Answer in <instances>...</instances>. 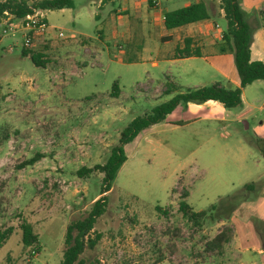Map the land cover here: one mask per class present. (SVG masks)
I'll use <instances>...</instances> for the list:
<instances>
[{"label": "rangeland", "instance_id": "rangeland-1", "mask_svg": "<svg viewBox=\"0 0 264 264\" xmlns=\"http://www.w3.org/2000/svg\"><path fill=\"white\" fill-rule=\"evenodd\" d=\"M160 1L169 11L184 2ZM263 3L239 0L254 32ZM122 7L123 0H73L70 8L47 10L50 35L30 49L43 54L45 67L23 56V30L3 34L0 26V232L13 229L0 247V264H59L67 226L87 215L104 176L82 178L77 171L105 163L134 118L169 100L167 93L152 95L169 82L149 59L157 53L155 42L142 61L112 57L126 56L135 28ZM210 18L227 29L224 14L211 11ZM159 43L163 51L174 48V42ZM175 74L181 90L203 82L194 72ZM115 82L118 97L111 96ZM261 119L264 111L252 109L231 123L150 127L126 144L127 160L96 223L102 238L82 255L86 264H264V158L251 145ZM38 152L45 156L22 166ZM185 191L195 211L209 210L214 218L201 226L185 218L179 211ZM23 222L39 234L38 249H23ZM222 231L229 240L207 251L206 243Z\"/></svg>", "mask_w": 264, "mask_h": 264}, {"label": "trees", "instance_id": "trees-1", "mask_svg": "<svg viewBox=\"0 0 264 264\" xmlns=\"http://www.w3.org/2000/svg\"><path fill=\"white\" fill-rule=\"evenodd\" d=\"M150 3L153 4L152 0H150ZM72 6L73 0H42L33 6L29 5L25 0H6L3 2L0 1V15H3L4 11H9L14 14L16 18H23L32 12L33 9L37 8L54 10L70 8ZM221 7L227 19V29L224 33L223 43L221 44V51L234 54L240 86L231 89L220 83H214L202 87H187L184 90L180 89L171 99L158 104L153 109L152 113L134 118L121 131L119 143L112 148L105 163L96 164L93 167H81L77 171L79 177H87L94 172H100L104 175L101 190L98 198L92 203L87 215L81 219L72 221L67 226L64 239L65 250L59 264H86L82 255L88 249L94 250L101 240L102 233L96 231V223L108 209L109 193L113 188V182L120 168L127 160L124 148L126 144L134 141L142 131L163 122L180 104H188L190 102L202 104L209 100H215L220 102L226 109H240L243 105L242 89L257 80H264V62L254 61L251 57L252 30L239 5V0H221ZM164 17L165 27L174 29L209 19L210 13L205 0H199L194 1L188 6L166 11ZM191 43L192 39L186 38L185 45L183 47L178 46L174 56L176 58L201 56L200 49L192 48ZM143 44L144 43L138 41L127 43L124 45L127 50L126 56L119 57L117 55H112V57L127 63L139 62L140 53L144 46ZM129 47L135 49L131 54L128 49ZM22 54L24 57H30L36 66L45 67L46 61L43 60V54L41 52L32 51L23 47ZM174 88L179 89L174 82H169L164 92L169 94L173 92ZM120 93V87L118 83L115 82L111 96L118 97ZM174 124L182 125L183 123ZM257 147L264 158V138L257 139ZM44 156L45 155L38 152L32 158L24 161L22 166H32ZM246 188L254 189L256 185L249 184ZM188 196L189 193L185 191L179 203V211L185 218L199 226H201L208 217L214 218L215 215H210L209 210L195 211L187 201ZM216 208V205L212 206L213 210H216ZM156 209L165 214L167 213L161 206H157ZM20 228L22 231L21 243L23 249H38L41 244L40 236L35 232L33 225L29 222H23ZM229 230L231 231V229ZM12 233L13 229L11 228L0 232V247L7 242ZM228 240L226 232L222 231L206 243V250L214 251Z\"/></svg>", "mask_w": 264, "mask_h": 264}, {"label": "crops", "instance_id": "crops-1", "mask_svg": "<svg viewBox=\"0 0 264 264\" xmlns=\"http://www.w3.org/2000/svg\"><path fill=\"white\" fill-rule=\"evenodd\" d=\"M194 1L199 0H184L182 7L188 6ZM123 2L124 7L120 8L118 11H129V16L127 15V17L130 19L133 17L132 21L135 23V28L129 36V41L144 43L142 52L147 48L151 49V44L153 42L158 45V47L156 46V48H154L157 49L156 55H153L149 59L152 60L153 66L162 69V72L165 74V77L169 82H174L179 87L180 84L174 81V79L177 78L175 73H178L177 75H182L184 71L187 74L192 72L196 73L203 81L199 82V84H185L187 85L186 87H202L214 83H220L231 89L240 86L239 75L238 72L235 71L236 66L234 54L221 51L223 38H221L220 35L222 32L225 33L226 30L221 29L218 23H213L211 18H209L178 28L168 29L165 27L164 13L169 10L163 8L162 1L152 0L153 4L150 3V7L144 0H123ZM205 2L208 6L209 13L212 11L215 14H224L221 7V0H205ZM137 3L140 4L139 7L137 6ZM259 10L262 19L257 23L256 32H254L250 26L252 30L251 57L254 61L264 62V3ZM217 25L219 27H217ZM186 38L192 39L191 47L200 49L201 56L179 58L174 56L176 48L185 45ZM159 41L163 43L174 42V48L163 51L160 47ZM141 53L140 61L144 60ZM122 54L124 56L125 53L123 52ZM182 78L183 77L180 76V79ZM166 88V83L156 86L152 91L153 97L157 98L163 96ZM179 90L180 89L174 88L173 92L168 94V99H171ZM159 91L163 92L158 93ZM242 99V107L235 111L226 109L220 102L215 100H209L202 104L194 102L180 104L167 116L163 123L161 122L153 125L151 128L154 129L160 126H165L163 128L178 127L189 125L201 120L231 123L239 121L250 113L252 109L264 111V80H257L244 87L242 89ZM231 111L233 113H231ZM186 113H190V115L172 118L173 116H176V114L182 115ZM232 115L234 118L231 117ZM180 122L183 124H174ZM226 127L227 125H224L222 128ZM247 128H250L249 123H247ZM254 130L256 136L251 145L258 150L257 139L264 138V119H261L258 122ZM231 137L236 139L237 136L234 133H231ZM260 155L262 156L261 153Z\"/></svg>", "mask_w": 264, "mask_h": 264}, {"label": "built area", "instance_id": "built-area-1", "mask_svg": "<svg viewBox=\"0 0 264 264\" xmlns=\"http://www.w3.org/2000/svg\"><path fill=\"white\" fill-rule=\"evenodd\" d=\"M0 26H2L3 34L17 32L20 29L23 30V47L28 49L36 47L39 41L45 40L50 35L47 10L41 8L33 9L32 12L23 18H16L9 11H4L3 15H0ZM217 27L219 26L217 25ZM59 35L63 36V33L61 32ZM220 37H224L223 32ZM14 47L10 46L8 49L13 51Z\"/></svg>", "mask_w": 264, "mask_h": 264}]
</instances>
